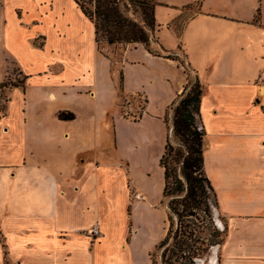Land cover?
<instances>
[{"label":"crops","instance_id":"obj_1","mask_svg":"<svg viewBox=\"0 0 264 264\" xmlns=\"http://www.w3.org/2000/svg\"><path fill=\"white\" fill-rule=\"evenodd\" d=\"M152 1L156 39L185 54L202 85L203 170L226 220L208 264H264V0ZM73 3L75 20L54 18L27 41L54 43L50 60L9 57L20 82L0 111V264H150L167 224L164 117L186 74L141 44L117 45L113 62L115 47L98 48ZM120 93L142 100L136 119Z\"/></svg>","mask_w":264,"mask_h":264},{"label":"trees","instance_id":"obj_2","mask_svg":"<svg viewBox=\"0 0 264 264\" xmlns=\"http://www.w3.org/2000/svg\"><path fill=\"white\" fill-rule=\"evenodd\" d=\"M73 1L93 24L98 48L101 43L109 47L141 44L151 55L176 61L184 69L186 83L168 106L164 117L168 134L159 166L163 170L161 202L165 205L167 227L164 237L150 254V264H173L179 260H184L185 264H196V259H201L208 252L210 240L201 238L203 230L211 226L214 227V233H217L213 207L218 209L216 194L203 170L204 130L202 124L201 129L197 130L192 115V107L196 104L199 117L198 107L202 94V85L196 71L185 54L163 48L156 39L152 0ZM129 8L133 15L139 14L141 20L128 15ZM121 79L120 76V89ZM1 87H5L3 82ZM58 116L68 119L71 114L60 113ZM191 218L193 221H189ZM225 232L226 226L224 235ZM156 255L157 258L154 257Z\"/></svg>","mask_w":264,"mask_h":264},{"label":"rangeland","instance_id":"obj_3","mask_svg":"<svg viewBox=\"0 0 264 264\" xmlns=\"http://www.w3.org/2000/svg\"><path fill=\"white\" fill-rule=\"evenodd\" d=\"M0 4L2 6V11L0 12H3L1 13L0 19V81L3 79L2 82L5 85V87L0 88V111H2L7 89H9L12 85L20 82V77L17 76L16 70L11 69L15 67V65H12L9 57L16 58V55L20 57L21 60H13L16 65H18L19 62H24L22 60H26V62L28 60H50L48 48L54 47V43H51L52 45L48 44L44 51H40L35 50L30 45H28V39H30L32 34L38 35V29L45 31L44 33L49 35V32L51 31V27H49L50 20L54 21V18H56L58 23H63L62 20L64 18H66L67 20H75L77 11L75 9L73 0H0ZM128 15H130L131 17H135L137 20H141L139 14H132L131 8H129ZM39 16H41L43 19L41 21L42 24L40 27H36L31 24V22L38 20ZM6 32L13 34V36H8ZM82 32L83 34H85L84 30ZM87 34H90V30L87 31ZM71 36L73 37V40L75 42V44L73 45H76L78 40H76L75 37H80V32H76V30L74 29ZM20 40L21 43L17 44L16 42H20ZM17 45H19L20 54H18V51L15 48ZM104 46L105 45L103 43L100 44V48H104ZM110 52L112 55V61L114 62L119 58L121 49L120 47H115L111 49ZM71 54L73 55L75 60H78L77 56L79 55L76 50H72ZM81 57L82 56H80L79 60H81ZM7 72L8 75L4 76L5 74H7ZM120 99V104L125 107L124 109H122V113H124V115L130 119H136L140 113L138 107L142 106V100H139V102H137L132 97H125L122 93H120ZM127 102L136 103L137 108L134 110V112H130L128 108H126ZM17 103L18 97L15 93L11 106H16ZM192 115L194 117V126L197 128V130H200L201 123L197 115L196 104H194V106L192 107ZM171 118L172 113H170L169 119L171 120ZM172 141L173 143H175L174 139H172ZM153 172V175L156 177V164H154L153 166ZM160 204L165 209V205L162 202H160ZM213 213L215 216L214 225L217 229V233H214V227L211 226L203 230L201 238H207L210 240L208 252H206V254H204L201 259H196V264H208L209 257L211 255H217L218 248L222 242L226 220L225 217L220 214L216 206L213 207ZM189 221H193V219L191 218L189 219ZM211 235H213V237ZM212 239L214 240L213 242L211 241ZM154 249L155 246L149 251V254H152L154 252ZM154 257L157 258V255ZM173 264H185V262L184 260H179L178 262H175Z\"/></svg>","mask_w":264,"mask_h":264},{"label":"built area","instance_id":"obj_4","mask_svg":"<svg viewBox=\"0 0 264 264\" xmlns=\"http://www.w3.org/2000/svg\"><path fill=\"white\" fill-rule=\"evenodd\" d=\"M87 234L90 236H97L99 234V230L96 228V226H92L87 230Z\"/></svg>","mask_w":264,"mask_h":264}]
</instances>
